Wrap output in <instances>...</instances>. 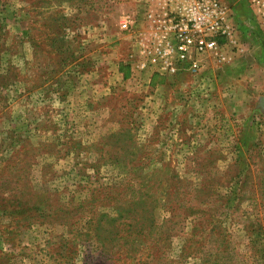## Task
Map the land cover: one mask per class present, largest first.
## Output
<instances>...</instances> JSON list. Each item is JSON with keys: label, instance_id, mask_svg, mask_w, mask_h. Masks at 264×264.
Returning <instances> with one entry per match:
<instances>
[{"label": "rangeland", "instance_id": "374dc122", "mask_svg": "<svg viewBox=\"0 0 264 264\" xmlns=\"http://www.w3.org/2000/svg\"><path fill=\"white\" fill-rule=\"evenodd\" d=\"M143 2L0 0V264H264V75L222 47L204 114L148 105L173 92L133 81L160 77L119 28Z\"/></svg>", "mask_w": 264, "mask_h": 264}, {"label": "built area", "instance_id": "2783aa9c", "mask_svg": "<svg viewBox=\"0 0 264 264\" xmlns=\"http://www.w3.org/2000/svg\"><path fill=\"white\" fill-rule=\"evenodd\" d=\"M142 2L143 29L133 32L138 22L129 12L119 22L122 32H139L135 37L140 57L135 67L139 72L152 67L168 77L179 73L195 75L203 57L217 58L223 63L227 58L220 49L238 47L239 22L234 19L232 9L220 0ZM248 3L264 26V0H248Z\"/></svg>", "mask_w": 264, "mask_h": 264}, {"label": "crops", "instance_id": "0c3cea01", "mask_svg": "<svg viewBox=\"0 0 264 264\" xmlns=\"http://www.w3.org/2000/svg\"><path fill=\"white\" fill-rule=\"evenodd\" d=\"M250 13L252 14V17L249 15L250 18H246L244 20L239 21L240 22L239 25H240L241 30H240V32L238 31L239 32L238 34H239V38H240L242 31L244 33H247V38L248 39L250 38L249 42L253 45V48H251V50H249L247 48L244 49L243 46L239 45L238 47H234L232 49V50H235V52H233V55L230 54V58L233 61V63H230V65L234 66L235 71L239 72L238 75H239V78L241 80H243L241 75H242V73H245L244 71L246 70V68H249L250 71H252L253 75L257 76V75L261 74L262 78L264 75V26H262L260 24L259 19L255 15L256 12H255V10H253L252 7H250ZM143 28H144V24L141 25L140 29H143ZM137 33H139V32H137ZM137 33L132 32L130 34H127L126 36L123 37V39L129 41V43H130L135 39V37L137 38ZM240 40H241V38H240ZM107 41H108V39H107ZM241 42H242V40H241ZM221 54H223L227 58V61L225 60L223 63H219L220 61H217V58L203 57L200 61V65H201L200 69L195 73L196 75H192V77H190L191 75L189 73L181 74L180 76H178V79L162 77L161 75H160V77H162V78H160L158 76L151 75L149 77H145L142 81H140V80L137 81V80H133L131 78L132 77L131 74H129V78H128V76L126 77V75H123V72L118 74L119 73L118 67H117L118 73L116 71H115V73H117V77H119V78L121 77L120 79H122V80L124 79V81H123L124 85H126V83L129 80H133L135 82V85L139 86L143 90L155 89L156 91H158V90H160L163 83L167 84L168 86L167 85L166 86L169 88V90H171L173 92L172 93L173 95L171 94L172 97L170 96L169 100H168L166 97L162 96L160 93L155 92L154 94H150L149 97L145 98L146 103L148 105L156 106V107H159V106L165 107L166 105H168L169 110L171 111V114L173 116H177L179 114L178 113L179 110H181L184 107V103L178 102V100H177L178 95H177L176 90L184 89L185 91H187L186 95H184L187 99V103H185L187 106V109H189L191 106V107H193V109L194 108L198 109L197 113L204 114V112H206V110H207V98L210 97L209 92H210V90L216 89L215 84L218 83L219 81H221V79H222V72L223 71H221V69L223 66H225V64H227L229 62L228 59H230L229 57H227V56H229V54L228 55L226 54L227 56L225 55V53H221ZM182 76L185 79V82L183 84H179L178 80L180 78H182ZM263 80H264V78H263ZM251 82H252V80H251ZM131 85H130V87H132ZM250 88L254 91L255 90H259V91L264 90V81L263 82H262V80H259V82L257 80L253 81ZM203 90L206 92H204ZM207 94L209 95V97H207L208 96ZM197 96L200 98H205V97H207V98L205 100L199 101ZM193 109H191V111H193ZM159 111H162V109ZM195 112H194V114H195ZM175 114H177V115H175ZM208 114L209 113H205L206 118L204 120H208V119L212 120ZM226 116L227 115L223 116L221 119H223L224 123L229 122L231 127H229L227 125V128H233L234 125H232L231 121H229L226 118ZM189 117H190V115L186 119L188 122L191 121V119H189ZM193 119L194 118H192V121H193ZM242 119L243 118H237V122L240 123L241 127H243L245 125L244 124L242 126V123H241ZM176 121H177V119H176ZM234 122H236V120ZM222 125L226 126L224 124H222ZM250 125L252 127L257 125L255 123V119L253 117H250L249 126ZM241 127H238V125H237V130L239 133H240ZM254 130L256 131V129H254ZM223 132H224L223 135H225V131H223ZM237 140H238V142L241 141V139H237Z\"/></svg>", "mask_w": 264, "mask_h": 264}, {"label": "trees", "instance_id": "16d2710c", "mask_svg": "<svg viewBox=\"0 0 264 264\" xmlns=\"http://www.w3.org/2000/svg\"><path fill=\"white\" fill-rule=\"evenodd\" d=\"M180 74H184V73H179L178 75H180ZM158 75H160V74H158ZM178 75H176V76H178ZM161 76H164V75H161ZM176 76H173V77H169V78H175ZM165 77V76H164ZM166 77H168V76H166Z\"/></svg>", "mask_w": 264, "mask_h": 264}, {"label": "water", "instance_id": "95a60500", "mask_svg": "<svg viewBox=\"0 0 264 264\" xmlns=\"http://www.w3.org/2000/svg\"><path fill=\"white\" fill-rule=\"evenodd\" d=\"M263 104H264V101H263Z\"/></svg>", "mask_w": 264, "mask_h": 264}]
</instances>
